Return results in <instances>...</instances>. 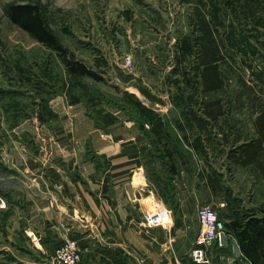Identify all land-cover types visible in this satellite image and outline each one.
Returning a JSON list of instances; mask_svg holds the SVG:
<instances>
[{
    "label": "rangeland",
    "instance_id": "1",
    "mask_svg": "<svg viewBox=\"0 0 264 264\" xmlns=\"http://www.w3.org/2000/svg\"><path fill=\"white\" fill-rule=\"evenodd\" d=\"M20 2L37 4L67 54L102 80L70 74L12 23L5 10ZM58 103L73 127L111 118L143 133L170 167V197L183 181L194 215L212 208L229 234L202 264H249L230 246L264 217V0H0V264H55L11 219L23 208V158L51 161L42 146ZM162 206L172 219L171 198ZM259 255L264 264V245Z\"/></svg>",
    "mask_w": 264,
    "mask_h": 264
},
{
    "label": "crops",
    "instance_id": "2",
    "mask_svg": "<svg viewBox=\"0 0 264 264\" xmlns=\"http://www.w3.org/2000/svg\"><path fill=\"white\" fill-rule=\"evenodd\" d=\"M56 113L61 120L46 125L51 135L42 146L51 161L37 164L28 157L18 166L23 208L13 210L12 228L22 224L24 241L43 256L71 236L82 252L80 264H186L201 230L195 200L183 181L170 197V182L162 176L170 167L160 164L148 138L111 118L101 120L102 126L88 118L73 127L61 103ZM170 198V225L146 226L144 211L170 205ZM230 249L244 257L239 242Z\"/></svg>",
    "mask_w": 264,
    "mask_h": 264
},
{
    "label": "trees",
    "instance_id": "3",
    "mask_svg": "<svg viewBox=\"0 0 264 264\" xmlns=\"http://www.w3.org/2000/svg\"><path fill=\"white\" fill-rule=\"evenodd\" d=\"M5 13L9 20L27 32L41 44L57 51L63 57V63L70 74L88 76L100 81L102 77L86 66L83 62L71 58L59 43L57 37L47 27L41 8L31 2L12 3L7 6ZM227 227L235 231L234 222ZM242 254L252 264H262L260 248L264 245V217H251L244 230L238 236ZM264 262V260H261Z\"/></svg>",
    "mask_w": 264,
    "mask_h": 264
},
{
    "label": "built area",
    "instance_id": "4",
    "mask_svg": "<svg viewBox=\"0 0 264 264\" xmlns=\"http://www.w3.org/2000/svg\"><path fill=\"white\" fill-rule=\"evenodd\" d=\"M123 62L124 67L131 68L132 61L129 57H125ZM143 216L144 223L148 227L166 226L172 220L171 212L165 206H157L154 210L147 209ZM197 218L201 230L190 257L196 264L208 263L209 249L225 247L229 234L225 230L224 223L212 208L208 206L198 208ZM81 260L82 252L76 240L69 235L64 236L61 245L54 250L53 262L55 264H80Z\"/></svg>",
    "mask_w": 264,
    "mask_h": 264
}]
</instances>
